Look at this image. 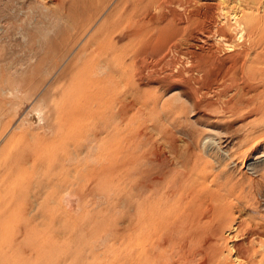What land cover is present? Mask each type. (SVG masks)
<instances>
[{"label":"rangeland","instance_id":"374dc122","mask_svg":"<svg viewBox=\"0 0 264 264\" xmlns=\"http://www.w3.org/2000/svg\"><path fill=\"white\" fill-rule=\"evenodd\" d=\"M128 1L0 0V264H210V179L222 169L234 214L244 200L245 216L264 219L252 168L264 167V0L259 27L237 40L202 0H149L144 18L160 19L119 40L105 72L85 48ZM32 103L44 111L33 126L22 120ZM187 147L203 171L191 183L173 156ZM154 151L166 172L151 198L139 178L159 168ZM178 186L190 203L163 189ZM181 206L199 222L176 221Z\"/></svg>","mask_w":264,"mask_h":264},{"label":"bare ground","instance_id":"6f19581e","mask_svg":"<svg viewBox=\"0 0 264 264\" xmlns=\"http://www.w3.org/2000/svg\"><path fill=\"white\" fill-rule=\"evenodd\" d=\"M148 1L149 0H130V1H128L127 4H125L123 10L119 12L118 17L114 21H111L110 24H108L105 27L106 33L108 32L107 36H105V37L101 36V37H99L98 40L96 39V41H94V43L86 46L85 49L88 51L89 54L92 53L91 55L93 57L91 56V59L94 60L95 64L97 63L98 65H100V67L101 66L102 67L103 66L108 67L109 66L108 60L110 58L112 59V57L114 55H116L114 50L118 49L119 46L124 41H129L132 38H134L135 36H137L138 34H140L144 28V24H145V21L147 19H150L153 21H157L160 19V18H158L160 16H155L153 13H150L149 16H146L147 19L144 18L145 16H143V15L145 13L142 14V9L140 10V8H142V7L144 8L145 4H147L145 6V8H147ZM257 1H259V0H202V2L207 4V6L209 5V9H210V6L212 7L211 10L212 9L214 10V13H215L216 17L218 18V20L224 23V26L226 27V29H228L230 31L231 36L235 39L236 38L240 39L241 37H242L241 39H243V38L249 39V36H248L249 32L248 31L252 28H254V30H255V28L259 27L260 21L257 19L258 17H256L257 14L254 12V9L256 7H258L257 6L258 3L263 4L264 1L262 2V0H261V2H258L255 4V2H257ZM209 9H208V13H211V12H209ZM149 12H151V11H149ZM146 14H148V13H146ZM259 17L261 18V16H259ZM161 19H163V17ZM119 22L124 24V27L119 32L115 33V32H113L114 25L118 24ZM159 22H162V21H159ZM153 26H155V25H153ZM262 29H263V27H262ZM250 31H253V30H250ZM110 33H111V35H109ZM226 34L227 33L218 32L215 38L220 40V42L223 43L226 47L227 46L229 47V45L232 42L227 40ZM121 39H123V40H121ZM119 40L123 41V42H120ZM231 40L234 41L232 38H231ZM149 43H150V40H149ZM109 68H111V67H109ZM104 70H105V72L107 71L106 68H104ZM109 72L111 73L112 71L110 70ZM110 73H108V74H110ZM111 74H113V73H111ZM23 98H24L23 95H17L14 98V100L16 102H18V101H21ZM25 111L26 112H24V116H23L22 120L27 121L28 124H30V125L32 124V126H33V124L38 125L44 120L43 109L34 103L29 104ZM109 133H110V131H109ZM105 137H107V136H105ZM207 138H209V135L203 137L202 141L205 142V140ZM174 147H175V145H174ZM190 150H191L190 147L189 148L187 147V151H185L184 154H182L181 158H179V155L177 154V152L175 154L173 153L174 154L173 156L176 159V161L179 160L180 164H178V165H181V168H182V169L180 168V170L178 171L177 178L180 179L179 181L189 180V182L191 183L194 180H196V176H199L200 174H202L203 171L197 167L198 164L196 165V163H195L194 153H192ZM165 155H166V153H165ZM209 156L212 157L216 161V163H215L216 167L215 168L218 170V168L221 165L219 162L220 158L217 155H215L214 153H210ZM168 158H170V157H168ZM254 158L256 159L258 157H254ZM151 159L155 160V163L158 164V166L160 164H162L160 152L159 153L155 152L153 154V158H151ZM164 162H165V159H164ZM230 163H232V161ZM133 167H132V169H133ZM161 167L159 166V168L156 169V171L150 169V171L147 172V174L144 176L143 179H142V176H141V178L136 177L135 179L137 180V178H139V179L143 180V181L140 180L141 183H144L149 188V190L151 192V190H153L155 187V182L158 181V183H161L164 180L163 175L165 174L166 171L164 169H162ZM176 168H178V167H176ZM252 168H253V171L258 175L259 179L264 177V167H260L258 165V163L257 164L254 163L252 165ZM136 169H138V168H136ZM133 170H135V169H133ZM143 171H144V169H143ZM138 172L136 171V173H138ZM168 172H170V171H168ZM136 173L134 174V176H136ZM140 175H142V174H140ZM131 176L133 178V175H131ZM230 178L231 177L224 174V171L222 169V170H219V173H217V177L215 178V180L212 178L210 179V200H209L210 201V208H209V210H210V264H264V219L262 221H260L259 219L257 220L253 216H251V217L245 216L244 214L248 213V207L244 204L245 203L244 200L242 203H240V205L237 206V209H236L237 213L234 214L235 211L232 210L233 206H231V204L233 202L231 201V199H230V201L228 200L230 198L229 196L231 195V191L233 190V185H231V179ZM1 179L2 178L0 176V180ZM198 182H200V180H198ZM133 183H137V181L133 182ZM133 183H132V185H133ZM144 184H141V185H144ZM134 186L137 187V184H135ZM159 188H162V187H159ZM190 188H192V190L194 189L193 184L190 185ZM203 188H205V187H203ZM141 189H142V186L140 187V190ZM163 189H165L164 191L167 192V194L168 193L172 194V193H176L178 189L181 190V187H179V186L173 187V188L164 187ZM137 191H139L138 188H137ZM161 191H163V190L161 189L160 192ZM164 191H163L162 195L163 194L165 195ZM150 192H149V194H150ZM154 193L151 192L150 195H152ZM156 193H159V191ZM141 194H139V195H141ZM149 194H147V195H149ZM176 194H177V196H173L172 201H171L174 204L176 202H178L177 204H179V205L181 203L186 205L187 203L191 202L190 199L192 197L187 198L186 196H184L185 193L183 194V192H182L183 196L181 195L180 192L179 193L177 192ZM137 195H136V197H138ZM153 196L154 195H152V197L151 196L150 197L153 198ZM165 196H167V195H165ZM142 197L145 198L144 194ZM150 197H148V198L151 199ZM169 197H170V195H169ZM138 199H139V197H138ZM167 199H171V198H167ZM133 200H131V203ZM146 201H147V199H146ZM134 203H132V204H134ZM160 203H163V201ZM153 204H154V201L149 200L148 205L147 204H144V205H147L148 208H151L153 206ZM157 205H160V204H157ZM133 206L135 207V205H133ZM147 206H145V207H147ZM134 207H133V209H134ZM181 208H184V210H186L184 212L185 214L182 215L183 210L180 209L181 214L179 213V217L176 216L178 218H176V217L174 218L176 221H178L179 223H180V221L183 223L188 222V221L191 223L199 222V221L195 220V219H198V217H197V214H195L196 212L193 210V208H185L184 206H181ZM150 212H151V210H150ZM134 213H135V210H134ZM198 216H200V215L198 214ZM147 219H151V217L147 218ZM207 220H209V219H207ZM246 220H249L250 222H252V227L249 231H247L248 233H245V234H247L246 237L242 238V235L241 234L239 235V233H240L239 228L241 227L242 223L245 222ZM226 230L228 232H226ZM198 234H199V232H198ZM238 239H240V240H238ZM181 251H183V250L181 249ZM162 256H164V255H162ZM191 256H193V255H191ZM190 259H191V257H190Z\"/></svg>","mask_w":264,"mask_h":264}]
</instances>
